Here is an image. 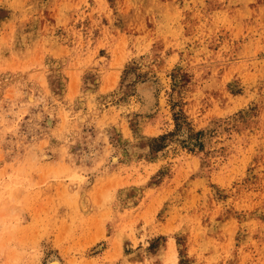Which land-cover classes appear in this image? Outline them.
Here are the masks:
<instances>
[{
    "label": "rangeland",
    "instance_id": "rangeland-1",
    "mask_svg": "<svg viewBox=\"0 0 264 264\" xmlns=\"http://www.w3.org/2000/svg\"><path fill=\"white\" fill-rule=\"evenodd\" d=\"M0 264H264V0H0Z\"/></svg>",
    "mask_w": 264,
    "mask_h": 264
},
{
    "label": "bare ground",
    "instance_id": "bare-ground-1",
    "mask_svg": "<svg viewBox=\"0 0 264 264\" xmlns=\"http://www.w3.org/2000/svg\"><path fill=\"white\" fill-rule=\"evenodd\" d=\"M34 99V98H33ZM29 101H30V99H29ZM32 101V100H31Z\"/></svg>",
    "mask_w": 264,
    "mask_h": 264
}]
</instances>
